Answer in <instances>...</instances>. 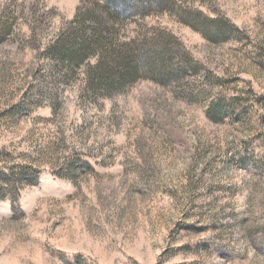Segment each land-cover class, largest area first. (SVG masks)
Wrapping results in <instances>:
<instances>
[{
  "label": "rangeland",
  "instance_id": "obj_1",
  "mask_svg": "<svg viewBox=\"0 0 264 264\" xmlns=\"http://www.w3.org/2000/svg\"><path fill=\"white\" fill-rule=\"evenodd\" d=\"M83 1L0 0V168L38 173L0 200V264H264V0H185L222 36L169 12L121 28L174 34V75L104 96L48 51Z\"/></svg>",
  "mask_w": 264,
  "mask_h": 264
},
{
  "label": "trees",
  "instance_id": "obj_2",
  "mask_svg": "<svg viewBox=\"0 0 264 264\" xmlns=\"http://www.w3.org/2000/svg\"><path fill=\"white\" fill-rule=\"evenodd\" d=\"M164 12L176 15L204 35L222 36L230 31L229 19L209 16L185 0H84L74 19L49 44L50 57L65 68V75L79 69L83 74V88H96V93L101 96L109 95V88L113 86L119 89L140 78L164 82L174 75L169 61L174 54L171 40L181 43L176 36L161 26L149 27L147 31L138 27L132 35L120 33L121 28L132 22ZM196 15H199L198 19L203 16V24L208 30L196 24ZM12 31V24L7 22L0 29L1 34ZM180 56L186 61H194L187 51ZM213 109L218 107L212 105L211 118L214 117ZM65 163L71 177L82 169L93 167L82 157L69 158ZM58 175L65 176L61 171ZM37 180L38 173L29 165L0 168V200L18 194L23 185Z\"/></svg>",
  "mask_w": 264,
  "mask_h": 264
}]
</instances>
